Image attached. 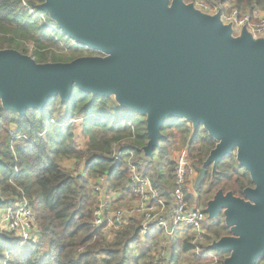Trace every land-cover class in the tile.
Instances as JSON below:
<instances>
[{"label":"water","instance_id":"water-1","mask_svg":"<svg viewBox=\"0 0 264 264\" xmlns=\"http://www.w3.org/2000/svg\"><path fill=\"white\" fill-rule=\"evenodd\" d=\"M43 1L38 9L59 31L96 56L41 64L0 50L2 108L26 117L55 98L69 103L75 88L113 98L145 118L143 152L152 160L167 121L202 128L216 147L197 169L194 187L210 167L216 177L232 156L252 182L243 198L220 190L207 204L208 219L222 214L230 234L210 249L226 254L223 264L264 260V38L254 39L246 28L234 36L221 13L203 14L185 0Z\"/></svg>","mask_w":264,"mask_h":264},{"label":"trees","instance_id":"trees-1","mask_svg":"<svg viewBox=\"0 0 264 264\" xmlns=\"http://www.w3.org/2000/svg\"><path fill=\"white\" fill-rule=\"evenodd\" d=\"M193 0H185L192 2ZM230 5L242 14L264 10V0H214ZM43 0H0V50L34 47L38 63H67L96 53H84L61 33L49 15L38 7ZM259 12V11H258ZM179 143L191 151L195 167L202 166L216 142L189 123L172 121ZM191 125V124H190ZM192 126V125H191ZM173 128V130H174ZM176 143L177 133H171ZM165 140V136L164 139ZM162 140V141H163ZM155 151L147 158L145 118L121 109L113 98H94L74 89L71 101L53 99L43 112L28 111L26 117L6 112L0 102V192L3 209H12L23 199L36 214L39 235L21 246L14 235L0 232V264H203L192 238L177 235L167 245L162 233L139 235L140 222L131 220L117 231L92 226L97 201L91 182L106 177L111 190H125L129 179L127 156L114 158L115 146H124L135 155L139 173L149 178L161 195L169 198L175 188L173 152L179 147ZM84 163V171H70L63 163ZM234 157L218 166L216 184L243 196L252 187L249 174H241ZM217 237L229 235L227 228ZM209 233V230H208ZM208 236V235H207ZM206 253L209 247L203 246ZM165 256L156 260L158 253ZM216 256V255H215ZM223 264L226 256H217Z\"/></svg>","mask_w":264,"mask_h":264},{"label":"built area","instance_id":"built-area-1","mask_svg":"<svg viewBox=\"0 0 264 264\" xmlns=\"http://www.w3.org/2000/svg\"><path fill=\"white\" fill-rule=\"evenodd\" d=\"M192 4L196 10L209 16L221 13V21L233 27L234 36H239L246 28L254 39L264 38V15H244L214 0H193ZM113 156L116 160L127 156L129 179L125 190H111L106 177L91 182L94 186L92 195L97 201L93 228L117 231L136 219L140 222L139 235L142 239L158 232L164 235L167 245H175L177 235L182 234L192 238L199 257L208 259V264H218L219 258L203 249L208 222L207 215L198 206L194 191L198 172L191 160L190 149L186 147L174 154L175 188L169 198L162 196L153 182L139 173L135 155L128 148L115 146ZM84 168L83 162H77L75 171L80 173ZM0 231L20 239L21 246L37 240L39 228L36 214L27 199L6 210ZM164 256L163 252L158 253L156 260L162 261Z\"/></svg>","mask_w":264,"mask_h":264},{"label":"rangeland","instance_id":"rangeland-1","mask_svg":"<svg viewBox=\"0 0 264 264\" xmlns=\"http://www.w3.org/2000/svg\"><path fill=\"white\" fill-rule=\"evenodd\" d=\"M187 4H192V2H187ZM228 6H230V5H228ZM259 11V12H258ZM259 13V14H258ZM257 14L258 15H264V10H257ZM55 25H56V23H54ZM56 27H57V29L59 30V27L56 25ZM61 33H63L62 31H60ZM28 48L27 49H16L17 51H19V52H21L22 54H25V55H30V56H33V50H34V47L32 46V45H29V46H27ZM87 49H84V53L86 54V55H88L89 54V52L88 51H86ZM173 120H171V121H167L166 123H165V125H164V127H163V129H162V134H163V136H165V140H163L162 141V145H164V147L165 148H168V147H174V146H176V147H179V148H177L176 150H174V152H173V157H174V154L176 155V153H177V151L178 150H182V149H184V148H186V146H182L180 143H179V135L177 134V139H176V143L174 142V140H173V137H172V132L174 131V132H178L177 130H176V128H174V127H176V126H171V124H170V122H172ZM177 121H180V120H176V122ZM173 128H174V130H173ZM176 152V153H175ZM191 152V151H190ZM232 157H234L235 159H236V157L235 156H232ZM191 160H192V162H193V165L195 164V160L194 159H192L191 158ZM67 166L70 168V167H72L73 169H77V161H75V160H68V162H67ZM237 166L239 167V165H238V163H237ZM75 171V170H74ZM240 171H241V174H245V170H243V169H240ZM195 191V190H194ZM202 210V212L204 213V214H206L205 213V210H204V208H202L201 209ZM4 209L3 208H1L0 209V227H1V220H2V218H3V216H4ZM207 215V214H206ZM207 222H208V230H209V233H208V236L207 237H209V235H210V237H217L219 234H221L222 232L221 231H223V228L225 227L226 228V226H225V223H224V218H223V216H221V217H219L218 219H214V220H211V219H208V216H207ZM1 232V231H0ZM230 235V234H229ZM214 241H218L217 239H215V240H213V241H209V240H206L205 241V247H209L210 248V246H211V244L214 242ZM207 249V248H206ZM206 249L204 248V250L206 251ZM210 251H211V253L213 254V255H216V256H222V257H224V256H226V254H223V253H218V252H215V251H212L211 249H210ZM228 256V255H227ZM225 258V257H224ZM203 264H208L207 263V260L205 261H203L202 262ZM257 264H264V260H260V261H258L257 262Z\"/></svg>","mask_w":264,"mask_h":264},{"label":"flooded vegetation","instance_id":"flooded-vegetation-1","mask_svg":"<svg viewBox=\"0 0 264 264\" xmlns=\"http://www.w3.org/2000/svg\"><path fill=\"white\" fill-rule=\"evenodd\" d=\"M202 166L197 167V169L201 168ZM215 180L216 177L213 176L212 168L210 167L204 181L200 184V186L197 189L194 187L195 194L198 200V206L200 207V209L204 208V210H206L207 204L214 199L215 195L220 190H223L224 194H227L228 192L233 193L232 190H225L222 187H220V184H216ZM236 197H240V196H236ZM241 198H243V196H241ZM221 216L222 214L220 215V217Z\"/></svg>","mask_w":264,"mask_h":264},{"label":"crops","instance_id":"crops-1","mask_svg":"<svg viewBox=\"0 0 264 264\" xmlns=\"http://www.w3.org/2000/svg\"><path fill=\"white\" fill-rule=\"evenodd\" d=\"M175 133H177V134L179 135L178 132H175ZM176 139H177V138H176ZM67 162H68V161H65V162L63 163L64 167L67 168V169L70 170V171H74L75 169H73L72 167L69 168V167L67 166ZM5 213H6V210L4 211V215H5ZM3 217H4V216H3ZM2 220H3V218H2ZM2 220H1V223H2Z\"/></svg>","mask_w":264,"mask_h":264}]
</instances>
